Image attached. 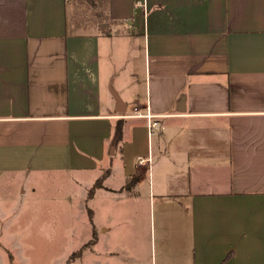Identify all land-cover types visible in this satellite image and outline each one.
<instances>
[{"label":"crops","instance_id":"0c3cea01","mask_svg":"<svg viewBox=\"0 0 264 264\" xmlns=\"http://www.w3.org/2000/svg\"><path fill=\"white\" fill-rule=\"evenodd\" d=\"M79 1L0 0V231L33 214L15 207L35 176L88 173L93 264H264V0H82L78 19ZM120 43L140 45L129 97ZM114 158L129 161L118 186ZM147 216L158 260L141 257Z\"/></svg>","mask_w":264,"mask_h":264},{"label":"rangeland","instance_id":"374dc122","mask_svg":"<svg viewBox=\"0 0 264 264\" xmlns=\"http://www.w3.org/2000/svg\"><path fill=\"white\" fill-rule=\"evenodd\" d=\"M87 4L82 0L78 3L77 17L82 19L88 16ZM69 8H73V2L69 3ZM118 44V48H124L117 53L114 58L115 63H119L118 71L122 77L121 83L118 79L114 86L125 90L126 96H130V66L135 65L139 74L141 71V57H139L140 45ZM129 48H132L129 50ZM112 63V62H111ZM113 64V63H112ZM155 133V132H154ZM127 161V162H126ZM114 172L108 177V183L118 186L124 182L125 172H129L125 160V168L119 167L117 160L113 161ZM124 169V171H122ZM35 180L41 183L34 192H26L25 199L17 203L16 209L22 213L29 210L31 213L24 214L20 218L14 217L6 231H0V242H2L12 254L13 262H25L35 264L38 262H48L49 264H93V260L99 259L98 246L94 247L92 252L84 250V245L90 238V222H94L96 229H99V194L91 200L86 199L83 192L84 182L92 179L93 175L88 173H76L80 184L75 183L74 187L68 185L67 178L60 174H43L35 176ZM16 193V190L13 193ZM31 208V209H29ZM92 208L94 213H89L88 209ZM143 231H139L141 240L144 245L141 248V257L143 260H158L159 242L157 231V220L145 217ZM22 225V226H21ZM21 226L23 231H18ZM99 233V231H97ZM87 253V256H86ZM0 262L8 264L10 258L4 250L0 255Z\"/></svg>","mask_w":264,"mask_h":264},{"label":"built area","instance_id":"2783aa9c","mask_svg":"<svg viewBox=\"0 0 264 264\" xmlns=\"http://www.w3.org/2000/svg\"><path fill=\"white\" fill-rule=\"evenodd\" d=\"M126 116L146 118V125L150 134H153L156 130L162 127L160 121L155 117L154 114L149 112V109L146 107H144L143 109L133 107L132 112L127 114ZM144 161L145 160L143 158H138L137 164H142Z\"/></svg>","mask_w":264,"mask_h":264},{"label":"trees","instance_id":"16d2710c","mask_svg":"<svg viewBox=\"0 0 264 264\" xmlns=\"http://www.w3.org/2000/svg\"><path fill=\"white\" fill-rule=\"evenodd\" d=\"M122 127H123V122L118 121L117 124L115 125L114 129V135L116 137V140H118L121 137L122 134ZM108 174V170H104L103 173L95 180L93 185L89 188L88 190V196L92 194L93 190L96 187H100L102 185V180L105 178V176Z\"/></svg>","mask_w":264,"mask_h":264}]
</instances>
